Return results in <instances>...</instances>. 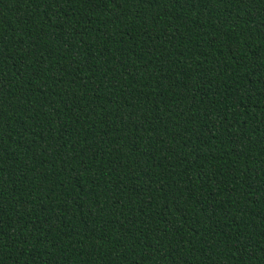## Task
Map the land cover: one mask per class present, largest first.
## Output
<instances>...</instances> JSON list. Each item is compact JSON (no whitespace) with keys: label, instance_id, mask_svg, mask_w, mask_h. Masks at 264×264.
I'll return each instance as SVG.
<instances>
[{"label":"trees","instance_id":"trees-1","mask_svg":"<svg viewBox=\"0 0 264 264\" xmlns=\"http://www.w3.org/2000/svg\"><path fill=\"white\" fill-rule=\"evenodd\" d=\"M0 264H264V0H0Z\"/></svg>","mask_w":264,"mask_h":264}]
</instances>
